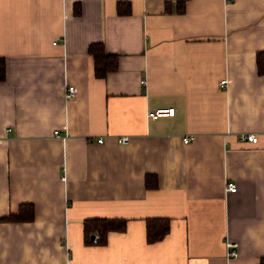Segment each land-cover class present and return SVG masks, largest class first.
Segmentation results:
<instances>
[{
	"label": "crops",
	"instance_id": "1",
	"mask_svg": "<svg viewBox=\"0 0 264 264\" xmlns=\"http://www.w3.org/2000/svg\"><path fill=\"white\" fill-rule=\"evenodd\" d=\"M179 1L0 0V218L35 209L0 219V264H262L264 0ZM94 42L119 56L103 77ZM97 217L127 227L87 241ZM151 217L171 222L155 242Z\"/></svg>",
	"mask_w": 264,
	"mask_h": 264
},
{
	"label": "trees",
	"instance_id": "2",
	"mask_svg": "<svg viewBox=\"0 0 264 264\" xmlns=\"http://www.w3.org/2000/svg\"><path fill=\"white\" fill-rule=\"evenodd\" d=\"M187 0H180L179 11L185 9ZM119 2V11L126 12L129 7L123 8ZM89 52L94 58V69L97 76L103 77L109 71L116 70L119 65V56L114 53L107 52L103 42H94L89 46ZM258 69L261 74H264V52L257 53ZM6 76V59L0 56V81L4 80ZM146 184L148 187H153L157 184L155 175L146 176ZM35 213L34 205L32 203H21L17 212H12L7 216L1 217V220L22 221L33 219ZM171 222L167 217H151L147 219V240L148 242H155L162 239L170 230ZM127 227V220L119 217H97L85 220V233L87 241L105 243L108 239L110 231L118 230L124 231ZM97 235L96 241L92 240V236ZM264 264V260L262 261Z\"/></svg>",
	"mask_w": 264,
	"mask_h": 264
},
{
	"label": "built area",
	"instance_id": "3",
	"mask_svg": "<svg viewBox=\"0 0 264 264\" xmlns=\"http://www.w3.org/2000/svg\"><path fill=\"white\" fill-rule=\"evenodd\" d=\"M145 81V80H144ZM227 84V79L224 78L221 80V86H225ZM78 94V87L75 84L69 83L67 84L66 91H65V96L67 99H73L77 96ZM176 108L174 106L171 107H159V108H154L151 109L147 112V116L149 118H158L160 116H173L175 114ZM55 132H58L55 130ZM242 139L249 140L251 142L256 143L258 141V134L253 133V132H246L242 134ZM183 140L185 142H188L190 140V136L185 135L183 137ZM104 138L99 137L98 142H103ZM118 141L122 143H127L129 141V136L124 135V136H119ZM238 189V185L235 181H227L226 183V190L227 191H236ZM97 235H94L92 238L93 241H96ZM227 246V254L229 256H237L239 254L238 251V243L233 242V241H227L226 243Z\"/></svg>",
	"mask_w": 264,
	"mask_h": 264
},
{
	"label": "water",
	"instance_id": "4",
	"mask_svg": "<svg viewBox=\"0 0 264 264\" xmlns=\"http://www.w3.org/2000/svg\"><path fill=\"white\" fill-rule=\"evenodd\" d=\"M94 236H92V238H93Z\"/></svg>",
	"mask_w": 264,
	"mask_h": 264
}]
</instances>
